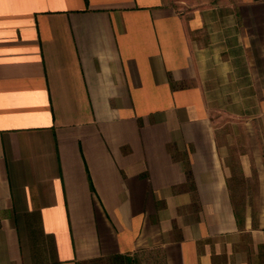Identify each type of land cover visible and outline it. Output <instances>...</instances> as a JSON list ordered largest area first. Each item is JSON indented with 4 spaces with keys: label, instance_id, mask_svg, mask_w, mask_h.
<instances>
[{
    "label": "crops",
    "instance_id": "crops-1",
    "mask_svg": "<svg viewBox=\"0 0 264 264\" xmlns=\"http://www.w3.org/2000/svg\"><path fill=\"white\" fill-rule=\"evenodd\" d=\"M205 1L0 0V264H264V0Z\"/></svg>",
    "mask_w": 264,
    "mask_h": 264
},
{
    "label": "rangeland",
    "instance_id": "rangeland-1",
    "mask_svg": "<svg viewBox=\"0 0 264 264\" xmlns=\"http://www.w3.org/2000/svg\"><path fill=\"white\" fill-rule=\"evenodd\" d=\"M203 5L208 4L207 1L202 0ZM225 117L222 118V122H225ZM257 124V121H256ZM237 125V123H235ZM240 125V124H239ZM235 137L237 139L242 140L243 139V133L242 132H235ZM238 166V165H237ZM245 198V197H241ZM252 198V197H250ZM81 264H163L160 252L151 249V250H142L137 251L132 256H105V257H99L94 258L91 260H87L82 262Z\"/></svg>",
    "mask_w": 264,
    "mask_h": 264
}]
</instances>
